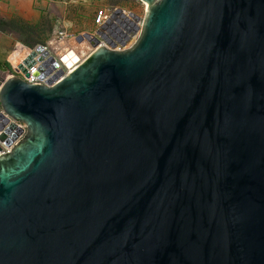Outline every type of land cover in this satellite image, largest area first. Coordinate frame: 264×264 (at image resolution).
Wrapping results in <instances>:
<instances>
[{"label":"water","instance_id":"1","mask_svg":"<svg viewBox=\"0 0 264 264\" xmlns=\"http://www.w3.org/2000/svg\"><path fill=\"white\" fill-rule=\"evenodd\" d=\"M140 1L130 48L2 81L0 264H264V0Z\"/></svg>","mask_w":264,"mask_h":264},{"label":"rangeland","instance_id":"2","mask_svg":"<svg viewBox=\"0 0 264 264\" xmlns=\"http://www.w3.org/2000/svg\"><path fill=\"white\" fill-rule=\"evenodd\" d=\"M102 6L140 19L145 15L140 0H0V72L8 68V57L18 44L35 49L57 31L75 36L94 31V16Z\"/></svg>","mask_w":264,"mask_h":264},{"label":"built area","instance_id":"3","mask_svg":"<svg viewBox=\"0 0 264 264\" xmlns=\"http://www.w3.org/2000/svg\"><path fill=\"white\" fill-rule=\"evenodd\" d=\"M118 9L102 6L96 10L94 16V31L90 32L89 34L93 35L97 39V45L91 46L89 42L85 40L87 46L90 47L91 51L96 49L97 47H107L109 49L114 50H124L130 48L137 40L140 35L141 28H142V19L138 18L136 15L132 13H126L122 11L121 14H116ZM112 15H116V19L111 21V24L108 26V29L103 32L102 35H97L96 31L100 29L103 25L107 23V21L111 20ZM137 18V20L132 17ZM82 36V35H79ZM79 36H75L72 33H68L67 31H57L54 33L53 37L43 46L44 49L49 51V55L53 56L57 63H59V68L63 70L64 74L70 72L76 65H78L87 55L85 53L83 57L80 56L77 49L70 45L72 40H76ZM81 47V46H80ZM36 49V48H35ZM25 45L18 44L11 54L8 57V64L9 67L6 69L5 72L1 73L0 75V86L2 81L6 78L11 76H18L25 79L28 83H45L43 81H39L38 78L32 76V72L37 68L40 63H36L28 70L29 77L25 78L22 70L19 68L20 65H24V61L27 59L29 55L35 50ZM81 51L85 52L83 47L80 48ZM57 51H60L61 54H58ZM73 52L77 57V61L74 62L72 66L65 65L62 63V55L67 52ZM64 52V53H63ZM13 57V60L10 58ZM0 115L2 118L0 119V136L2 134H6L8 139H11V145L7 146L2 141H0V155L7 154L11 151L12 147L16 145L26 134V125L18 120L11 118L7 115L1 108L0 105ZM13 126V127H12ZM9 130V133L7 131ZM18 130L20 132H18ZM16 134V138H12V135Z\"/></svg>","mask_w":264,"mask_h":264},{"label":"bare ground","instance_id":"4","mask_svg":"<svg viewBox=\"0 0 264 264\" xmlns=\"http://www.w3.org/2000/svg\"><path fill=\"white\" fill-rule=\"evenodd\" d=\"M61 57H62V63H64L66 66L67 65L72 66L74 62L77 61V57L71 51L63 54Z\"/></svg>","mask_w":264,"mask_h":264},{"label":"trees","instance_id":"5","mask_svg":"<svg viewBox=\"0 0 264 264\" xmlns=\"http://www.w3.org/2000/svg\"><path fill=\"white\" fill-rule=\"evenodd\" d=\"M8 67H9V64H8ZM3 69V67H0V70H2Z\"/></svg>","mask_w":264,"mask_h":264}]
</instances>
